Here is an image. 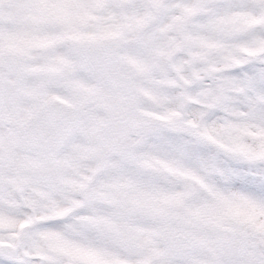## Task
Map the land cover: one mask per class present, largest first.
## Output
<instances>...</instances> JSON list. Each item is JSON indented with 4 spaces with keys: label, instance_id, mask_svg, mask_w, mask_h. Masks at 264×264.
<instances>
[{
    "label": "rangeland",
    "instance_id": "1",
    "mask_svg": "<svg viewBox=\"0 0 264 264\" xmlns=\"http://www.w3.org/2000/svg\"><path fill=\"white\" fill-rule=\"evenodd\" d=\"M130 0H89L87 11L81 0H47L54 13L45 18L38 13L33 27L62 28L64 15L73 10L70 31H61L50 40H34L30 35L0 43V80L5 86L6 115L0 118V168L5 186L15 185L19 194L34 179L46 191L37 193V205L52 194L79 195L94 179L110 170L114 179L107 191L90 199L107 210L96 219L109 246L119 249L110 255L116 264H258L264 258V203L259 195L247 194L231 185L238 178L228 167L264 160V145L247 129L218 125L203 130L206 113L185 122L186 101L165 112L167 97L161 85L150 80L158 67L159 53L141 62L121 55L108 46L132 31L133 39L154 19L151 12L129 29L123 7ZM119 9V23L99 32L104 8ZM90 25L96 28L89 32ZM68 45L65 55L54 64H37L52 47ZM26 64L33 67L25 68ZM71 69L70 81L64 73ZM38 81L30 91L26 82ZM146 81V83H141ZM47 90L51 93L45 98ZM54 101H62L77 112L76 120L59 151L80 142L81 149L60 165L55 155L39 157L22 150L20 125L38 116ZM3 120L13 122L8 127ZM101 154V162L83 182H64L66 171ZM221 157V159H218ZM2 160V161H1ZM117 161L112 164L110 161ZM41 173H44L41 175ZM73 203V208L81 206ZM8 206H15V203ZM51 217L32 216L30 223ZM188 231L194 241L181 261H171L161 253V238L171 228ZM26 230L21 224L17 231ZM59 244V241H53ZM87 264H97L89 258Z\"/></svg>",
    "mask_w": 264,
    "mask_h": 264
},
{
    "label": "snow or ice",
    "instance_id": "2",
    "mask_svg": "<svg viewBox=\"0 0 264 264\" xmlns=\"http://www.w3.org/2000/svg\"><path fill=\"white\" fill-rule=\"evenodd\" d=\"M46 4L47 0H0V43L25 35L34 40H50L61 31H70L73 10L65 13L62 28L39 24L33 27L38 13L46 19L54 15L50 8L39 7ZM88 4L89 0H81L84 11ZM149 12L154 19L138 38L133 39L129 31L110 44L108 51L119 48L121 55L136 57L141 62L159 53L158 67L149 79L161 85L170 83L158 87L159 94L167 97L165 112L175 109L183 98L185 122L206 113L203 130L235 125L237 131L247 129L256 134L257 142L264 145V0H130L123 7L129 29ZM118 15L119 9L109 3L101 15L99 32L109 31L119 23V19H114ZM95 28L90 25L89 32ZM67 47H52L36 63L54 64L65 55ZM33 66L26 64L25 68ZM71 71L65 70L66 81L72 79ZM37 82H26L25 91ZM50 93L47 90L45 98ZM38 124L45 130L42 121ZM81 146L80 142H73L55 154L53 163L60 165L74 157ZM41 151L46 154V146ZM101 158L98 154L78 163L75 171H66L61 179L83 182ZM228 167L238 177L231 187L259 195L264 203V160L254 164L228 162ZM6 174L10 177V169L0 168V264H87L89 258L97 264H116L110 253L119 249L107 244V238L95 224L107 210L87 203L107 191L115 178L110 170L97 176L79 195L52 194L39 205L37 193L46 191L39 179L17 194L15 185H4ZM80 202H84L80 207H72ZM13 203L15 206H8ZM33 215L51 218L30 223ZM21 224L26 230L18 232ZM258 264H264V258Z\"/></svg>",
    "mask_w": 264,
    "mask_h": 264
},
{
    "label": "water",
    "instance_id": "3",
    "mask_svg": "<svg viewBox=\"0 0 264 264\" xmlns=\"http://www.w3.org/2000/svg\"><path fill=\"white\" fill-rule=\"evenodd\" d=\"M4 106V85L0 80V110ZM77 112L72 106L62 101L48 104L40 113L24 126H18V139L22 150L39 157L55 155L66 139L68 131L76 120ZM43 122L41 130L38 122ZM47 148L46 154L42 153ZM194 245L192 235L179 227L171 228L161 238V253L171 261L183 260Z\"/></svg>",
    "mask_w": 264,
    "mask_h": 264
},
{
    "label": "flooded vegetation",
    "instance_id": "4",
    "mask_svg": "<svg viewBox=\"0 0 264 264\" xmlns=\"http://www.w3.org/2000/svg\"><path fill=\"white\" fill-rule=\"evenodd\" d=\"M4 85V84H3ZM4 91H5V86H4ZM5 105H6V100H5V94H4V106H3V108L0 110V118L1 117H3L4 115H6V113L4 112V108H5ZM45 108V107H44ZM43 108V109H44ZM42 109V110H43ZM41 110V111H42ZM41 113V112H40ZM34 118H40V114L38 115V116H36V117H34ZM34 118H32V119H34ZM31 119V120H32ZM3 123L5 124V125H7L8 127H13L14 125H13V122L12 121H9V120H3ZM24 126V125H23ZM2 161V160H1Z\"/></svg>",
    "mask_w": 264,
    "mask_h": 264
}]
</instances>
